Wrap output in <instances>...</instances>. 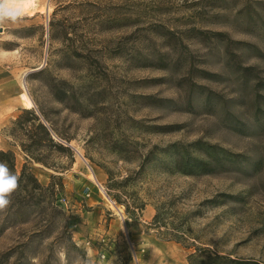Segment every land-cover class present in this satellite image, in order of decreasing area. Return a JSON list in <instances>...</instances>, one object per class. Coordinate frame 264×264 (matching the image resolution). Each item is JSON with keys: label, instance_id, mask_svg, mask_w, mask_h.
<instances>
[{"label": "rangeland", "instance_id": "1", "mask_svg": "<svg viewBox=\"0 0 264 264\" xmlns=\"http://www.w3.org/2000/svg\"><path fill=\"white\" fill-rule=\"evenodd\" d=\"M15 3L0 150L24 176L0 264H264V0Z\"/></svg>", "mask_w": 264, "mask_h": 264}, {"label": "trees", "instance_id": "2", "mask_svg": "<svg viewBox=\"0 0 264 264\" xmlns=\"http://www.w3.org/2000/svg\"><path fill=\"white\" fill-rule=\"evenodd\" d=\"M209 99V96L207 97ZM234 120H231L233 122ZM14 125L18 126V128H26V125L31 124L35 127V131L31 132L29 131L28 136L29 139L34 141L35 144L42 145V141H47L48 143H51L55 146L61 147L59 144H56L53 141V138L45 124H43L40 121L39 116L33 111L29 109H23L21 110V113L17 115L16 119L13 121ZM35 124V125H34ZM235 123H232L234 125ZM37 130V131H36ZM39 133L42 134V136H39ZM22 150L29 152L30 150L24 145L21 144ZM0 162L6 163L9 170L11 172L15 173V156L12 151H3L0 150ZM22 172V175L18 176L19 180L24 176ZM34 179V178H33ZM36 181V180H35ZM207 262H204L206 264H260L259 262L255 260H244V259H220L218 255L214 256H206ZM204 260L201 259L200 262H203Z\"/></svg>", "mask_w": 264, "mask_h": 264}, {"label": "clouds", "instance_id": "3", "mask_svg": "<svg viewBox=\"0 0 264 264\" xmlns=\"http://www.w3.org/2000/svg\"><path fill=\"white\" fill-rule=\"evenodd\" d=\"M19 9L12 11L7 8L0 14V20L16 22L21 19ZM19 177L10 172L6 163L0 162V210L7 208L11 201L10 194L18 187Z\"/></svg>", "mask_w": 264, "mask_h": 264}, {"label": "crops", "instance_id": "4", "mask_svg": "<svg viewBox=\"0 0 264 264\" xmlns=\"http://www.w3.org/2000/svg\"><path fill=\"white\" fill-rule=\"evenodd\" d=\"M15 1L17 4L20 5V3H24V2H29L31 4V3H33L34 0H15ZM4 2H7V0H0V14L3 13L2 6L4 9L6 8V6L3 5ZM23 9H25V8H23ZM0 55H1V53H0ZM1 65H2V57L0 56V68H1ZM0 71H1V69H0ZM6 78L7 77H4L0 72V84H1L0 86H2V85L6 86V87L2 86V87H4V89H6V91L4 93H1L2 96L0 97V99H4L6 101H12L16 98V94H17L16 91L17 90H16V88H12V89L10 88L11 90L8 88V83L5 84V82H3V80ZM19 97H20V94H19ZM27 100L29 101V105H32V101H31L30 97H27Z\"/></svg>", "mask_w": 264, "mask_h": 264}, {"label": "built area", "instance_id": "5", "mask_svg": "<svg viewBox=\"0 0 264 264\" xmlns=\"http://www.w3.org/2000/svg\"><path fill=\"white\" fill-rule=\"evenodd\" d=\"M86 195H89V193H87Z\"/></svg>", "mask_w": 264, "mask_h": 264}, {"label": "bare ground", "instance_id": "6", "mask_svg": "<svg viewBox=\"0 0 264 264\" xmlns=\"http://www.w3.org/2000/svg\"><path fill=\"white\" fill-rule=\"evenodd\" d=\"M28 3V2H27Z\"/></svg>", "mask_w": 264, "mask_h": 264}]
</instances>
